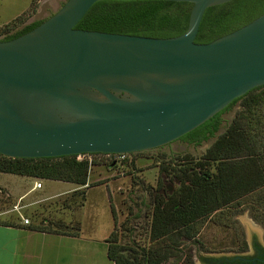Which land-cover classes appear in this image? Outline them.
<instances>
[{
    "label": "water",
    "instance_id": "95a60500",
    "mask_svg": "<svg viewBox=\"0 0 264 264\" xmlns=\"http://www.w3.org/2000/svg\"><path fill=\"white\" fill-rule=\"evenodd\" d=\"M101 1L67 0L30 32L0 41L1 156L156 149L264 86V13L207 44L195 43L205 11L234 0H152L192 5L186 31L172 38L76 29Z\"/></svg>",
    "mask_w": 264,
    "mask_h": 264
},
{
    "label": "trees",
    "instance_id": "16d2710c",
    "mask_svg": "<svg viewBox=\"0 0 264 264\" xmlns=\"http://www.w3.org/2000/svg\"><path fill=\"white\" fill-rule=\"evenodd\" d=\"M191 8L192 5L188 3L106 0L91 7L75 28L172 38L186 31ZM263 13L264 0H234L209 8L202 17L195 43H210L247 25ZM42 22L28 24L1 41L26 34ZM236 104L240 108L234 119L204 155L197 161H189L171 170L172 174L169 175L178 181V188L170 195L153 197L149 247L121 245V234L116 230L113 216L114 229L106 240L110 262L193 264L186 247L198 244L197 223L225 209L234 210V214L246 209L250 218L264 229V86L236 99L213 118L183 136L182 140L197 146L213 138L222 122L221 115ZM89 165L87 160L78 161L76 156L11 159L0 155V174L68 183L83 190L89 186ZM80 194L83 201L84 192ZM111 213L114 214L113 209ZM0 224L8 225L4 222ZM33 229L41 232L60 230L72 235L80 232L78 224L48 223L34 225ZM125 232L132 234L130 229Z\"/></svg>",
    "mask_w": 264,
    "mask_h": 264
},
{
    "label": "rangeland",
    "instance_id": "374dc122",
    "mask_svg": "<svg viewBox=\"0 0 264 264\" xmlns=\"http://www.w3.org/2000/svg\"><path fill=\"white\" fill-rule=\"evenodd\" d=\"M66 1L0 0V41L28 24L47 20ZM239 108V104H236L225 111L221 115L222 122L215 137L197 146L177 140L156 149L126 155L114 165L105 156H91L88 160L90 165L87 188L83 190L76 186L79 190L74 193L41 203L33 211H26L21 216L28 218L34 225L78 224L80 232L92 236L95 234L97 238L114 227V216L116 230L121 234V245L133 248L149 247L148 231L153 197L170 195L178 188V181L169 175L172 174L171 170L189 161L199 160L225 131ZM69 186L59 184L57 187L68 189ZM82 191L83 201L80 194ZM9 197L1 191L0 211L11 206L13 201ZM234 213V210L225 209L197 223L198 244L186 247V253L190 255L193 264H203V258L232 257L239 251L240 243L244 239L250 240V249L253 235L261 241V226L250 218L248 211L245 209L238 214ZM2 219L3 216H0V221ZM12 220L14 219L10 221ZM90 229H93L94 234H91ZM129 229L132 234L125 232Z\"/></svg>",
    "mask_w": 264,
    "mask_h": 264
},
{
    "label": "crops",
    "instance_id": "0c3cea01",
    "mask_svg": "<svg viewBox=\"0 0 264 264\" xmlns=\"http://www.w3.org/2000/svg\"><path fill=\"white\" fill-rule=\"evenodd\" d=\"M37 183H41L40 189L35 188ZM59 184L68 185L0 174V193L2 191L13 201L9 208L0 211V216L4 218L0 222L8 224H0V264H113L107 258L106 240L114 227L97 238L93 229L90 230L94 236L83 232L72 235L41 232L34 230L32 223L23 224L22 218H28L21 216L22 213L31 212L41 203L79 190L72 184L68 189H62L57 187Z\"/></svg>",
    "mask_w": 264,
    "mask_h": 264
},
{
    "label": "flooded vegetation",
    "instance_id": "af4514ba",
    "mask_svg": "<svg viewBox=\"0 0 264 264\" xmlns=\"http://www.w3.org/2000/svg\"><path fill=\"white\" fill-rule=\"evenodd\" d=\"M216 134H217V132H216ZM179 140H182V138H180ZM208 140H206V141H208ZM184 142H186V141H184ZM186 143L188 145H193V144H189L188 142H186ZM100 156H105V155H100ZM112 163L114 165L117 162H112ZM261 232H262L261 237H260L261 241H258V238L256 235L252 236L250 249H249L250 240L244 239L242 241V243H240L241 248L239 249L238 252H235V254L232 257H229V258L224 257V258H219V259L203 258V259H201V261L203 262V264H264V229L262 226H261ZM243 244H244V246H243Z\"/></svg>",
    "mask_w": 264,
    "mask_h": 264
},
{
    "label": "built area",
    "instance_id": "2783aa9c",
    "mask_svg": "<svg viewBox=\"0 0 264 264\" xmlns=\"http://www.w3.org/2000/svg\"><path fill=\"white\" fill-rule=\"evenodd\" d=\"M91 156L92 155L83 154V155L76 156V159L78 161H82V160H87L88 161ZM125 156L126 155H105V157H107L111 162L121 161V160H123L125 158ZM35 188L40 189L41 188V183H37L35 185ZM22 222H23L24 225H29L30 224L28 219L22 218Z\"/></svg>",
    "mask_w": 264,
    "mask_h": 264
}]
</instances>
